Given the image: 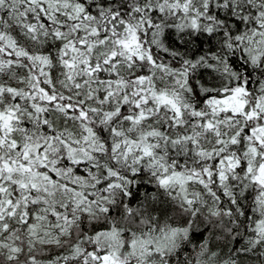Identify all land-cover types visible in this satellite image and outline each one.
<instances>
[{
    "label": "clouds",
    "instance_id": "9594fccd",
    "mask_svg": "<svg viewBox=\"0 0 264 264\" xmlns=\"http://www.w3.org/2000/svg\"><path fill=\"white\" fill-rule=\"evenodd\" d=\"M0 264H264V0H0Z\"/></svg>",
    "mask_w": 264,
    "mask_h": 264
}]
</instances>
